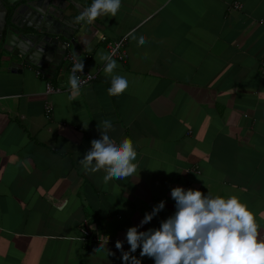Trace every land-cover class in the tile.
I'll list each match as a JSON object with an SVG mask.
<instances>
[{
  "label": "crops",
  "instance_id": "1",
  "mask_svg": "<svg viewBox=\"0 0 264 264\" xmlns=\"http://www.w3.org/2000/svg\"><path fill=\"white\" fill-rule=\"evenodd\" d=\"M3 35L0 264H123L116 241L128 251L127 230L164 201L138 231L160 228L176 211L175 187L237 196L264 239V0H121L115 17L79 22L58 64L43 69L11 70ZM120 40L114 74L130 84L109 96L100 55ZM67 54L96 75L72 99ZM45 83L60 92L44 95ZM104 120L110 137L130 138L138 153L137 173L107 185L103 170L86 174L79 163Z\"/></svg>",
  "mask_w": 264,
  "mask_h": 264
},
{
  "label": "clouds",
  "instance_id": "2",
  "mask_svg": "<svg viewBox=\"0 0 264 264\" xmlns=\"http://www.w3.org/2000/svg\"><path fill=\"white\" fill-rule=\"evenodd\" d=\"M120 8L121 0H92L90 6L81 8L75 19L76 22L92 24L101 16L115 17ZM128 36L138 45L147 42L144 35L137 38L135 30ZM100 59L105 62V74L111 77L108 95L123 94L129 87V78L114 74L118 65L110 54H101ZM83 70L82 61H77L72 68L69 76L70 99L80 93L82 81L76 73H83ZM112 127L110 120L102 122L98 127L100 139L91 141L90 150L79 161L86 174L103 170L105 185L113 179L131 177L138 170L134 142L127 137L117 142L109 135ZM171 197L176 211L161 222L160 228L138 231L164 209V201L151 213H145L139 226L127 230L128 251L124 250L123 241H116L115 247L121 252L123 264H142L141 259L133 255L137 249H140L141 258L153 259L154 264H264V239L259 238L257 216L237 196L212 197L200 190L175 187ZM261 215L264 216V213ZM108 242L109 237L106 236V244ZM102 249L100 244L96 252ZM109 255L114 253L109 252Z\"/></svg>",
  "mask_w": 264,
  "mask_h": 264
},
{
  "label": "water",
  "instance_id": "3",
  "mask_svg": "<svg viewBox=\"0 0 264 264\" xmlns=\"http://www.w3.org/2000/svg\"><path fill=\"white\" fill-rule=\"evenodd\" d=\"M92 0H0V39L13 43L9 53L14 68L57 65L78 27L76 17ZM4 48V47H3Z\"/></svg>",
  "mask_w": 264,
  "mask_h": 264
},
{
  "label": "built area",
  "instance_id": "4",
  "mask_svg": "<svg viewBox=\"0 0 264 264\" xmlns=\"http://www.w3.org/2000/svg\"><path fill=\"white\" fill-rule=\"evenodd\" d=\"M233 8L234 9H240V5L234 4ZM122 46H123V41L122 40L117 41V42H115V43H113L111 45H108L107 46V54H110L113 59L122 60L124 58V54H123V51H122ZM74 58L75 57H73L70 54H67L64 57V59H65V61L67 63V73H68L69 76L72 74V68H73L74 64L78 61L76 58L75 59ZM257 68H258V72H259L260 77L262 79H264V53L262 54V56L260 57V59L258 61V67ZM76 74L80 77V79L82 81L81 87L92 83L96 79V75L95 74L89 73L85 69L83 70V73H79L78 72ZM36 75H39L38 71H36ZM58 92H60V89L58 87H52L48 83H45L44 95L47 96V95L55 94V93H58ZM45 110L47 112H50L51 107H50L49 104H46ZM80 233H81L82 237H88L89 236V233H88L86 228H82L80 230Z\"/></svg>",
  "mask_w": 264,
  "mask_h": 264
}]
</instances>
